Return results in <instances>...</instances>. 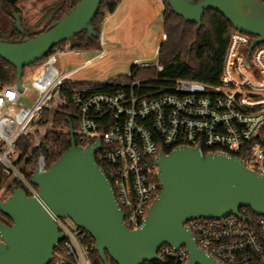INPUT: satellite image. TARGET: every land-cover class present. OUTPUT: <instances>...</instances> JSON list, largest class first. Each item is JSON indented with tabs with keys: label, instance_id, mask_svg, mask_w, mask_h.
Returning <instances> with one entry per match:
<instances>
[{
	"label": "built area",
	"instance_id": "2783aa9c",
	"mask_svg": "<svg viewBox=\"0 0 264 264\" xmlns=\"http://www.w3.org/2000/svg\"><path fill=\"white\" fill-rule=\"evenodd\" d=\"M251 41V35L237 29L233 32L218 86L178 80L171 92L155 89L143 93L141 81H131L128 89L115 92H89L86 88L75 92L77 145L100 144L94 155L112 184L128 228L142 224L161 191L156 164L161 152L169 155L185 147L200 148L204 154L226 153L264 175V44L250 53ZM247 47L250 59L243 53ZM64 53L46 56L30 77L22 79L23 90L16 84L0 88V170L33 197H38V187L23 171L18 142L33 133V123L55 101L64 84L85 83L72 77L92 62L62 70L58 60ZM156 56V61L139 60L135 66L162 71L158 52ZM126 77H132V72ZM25 81H32L37 92H30ZM26 95L30 104L19 105ZM39 144L37 138L35 146ZM48 168L45 157L40 156L36 169L43 173ZM240 212L246 220L230 215L197 218L186 225L198 246L219 264H264V215L252 219L245 209ZM54 221L63 238L49 264H92L91 235L69 218L54 216ZM166 256L175 257L178 264L189 259L186 247L175 250L164 246L159 257Z\"/></svg>",
	"mask_w": 264,
	"mask_h": 264
},
{
	"label": "water",
	"instance_id": "95a60500",
	"mask_svg": "<svg viewBox=\"0 0 264 264\" xmlns=\"http://www.w3.org/2000/svg\"><path fill=\"white\" fill-rule=\"evenodd\" d=\"M16 5L19 0H7ZM172 11L202 26L204 11L215 10L235 29L255 36L249 52L264 44V2L260 0H167ZM102 0H79L76 6L45 32L19 42L0 40V58L17 69L16 86L23 90L24 69L43 60L58 44L75 34L96 33L91 24ZM22 31L19 16L12 13ZM71 147L46 172L37 169L31 182L38 197L13 188L0 202V211L11 220L0 221V264H49L63 238L54 216L69 218L86 230L104 264L107 254L116 264H143L159 261L164 246L186 247V264H219L204 252L187 227L197 218H225L249 207L264 215V175L248 169L243 161L226 153H208L200 148H178L169 155L161 152V191L137 229L124 222L111 182L97 163L94 151L100 147L78 146L71 127Z\"/></svg>",
	"mask_w": 264,
	"mask_h": 264
},
{
	"label": "trees",
	"instance_id": "16d2710c",
	"mask_svg": "<svg viewBox=\"0 0 264 264\" xmlns=\"http://www.w3.org/2000/svg\"><path fill=\"white\" fill-rule=\"evenodd\" d=\"M123 0H102L100 9L91 24L96 33L89 36L87 31L75 34L70 40L55 46L50 53L63 52H85L99 54L103 47L101 34L107 18L115 12ZM264 2V0H260ZM79 2V0H54L41 8V18L37 25L43 24L40 30L30 27L22 11L9 3L0 0V40L8 42H19L35 37L66 16ZM163 11V32L166 39L162 41L158 49V64L163 67L158 71L156 67L138 69L132 66V77L119 76L103 84L90 83H67L64 84L58 96L60 102H54L46 108L33 123L34 131L29 133L18 142L21 150L20 162H24L23 171L31 179L37 167L38 158L44 156L47 166L56 162L65 151L71 147V127L77 131V109L73 105V96L79 89L86 88L89 92H115L120 89H128L127 83L141 81L140 91L160 89L171 92L178 80L199 81L208 86H218L224 69L225 58L231 35L236 29L222 14L215 10L204 11L202 26L187 22L183 17L174 13L167 0H161ZM12 13L19 16L22 31L17 27ZM251 35V40H255ZM251 41V43H252ZM245 57L250 59L248 47L243 50ZM43 60L31 64L24 69L37 68ZM17 80V69L0 58V88L15 85ZM76 134V133H75ZM39 138V146L35 142ZM77 139V138H76ZM78 143V139L76 140ZM168 152V150H165ZM13 188L21 189L22 186L15 180L8 178L3 170H0V202L6 201L11 195ZM245 209V215L249 218H257L249 207ZM0 221L7 224L11 220L0 211ZM88 243L92 246V264H104L95 249V241L89 236ZM57 247L56 250H58ZM107 254L109 264H116ZM143 264H178L173 256H166L159 261L145 262Z\"/></svg>",
	"mask_w": 264,
	"mask_h": 264
},
{
	"label": "rangeland",
	"instance_id": "374dc122",
	"mask_svg": "<svg viewBox=\"0 0 264 264\" xmlns=\"http://www.w3.org/2000/svg\"><path fill=\"white\" fill-rule=\"evenodd\" d=\"M52 1L54 0H19L16 5L22 11L26 24L40 30L43 24L37 25V23L41 18V8ZM157 1L159 2L158 5L153 3L155 0L134 3L128 9V17L124 20H116V18V22L112 26L109 25L108 19L104 30H102L101 42L103 40L107 44L111 41L107 36L109 32L115 34L116 41L112 46L110 45L111 47L106 45L105 48L108 52L76 73L72 80L90 84H103L115 77L129 75L132 66L136 63L135 59L139 57H149L152 61H156L155 50L165 40L163 39L162 17L164 7H162L161 0ZM108 25L109 29L106 30ZM120 34L125 35V38L122 39ZM83 53L85 52L75 51V54H71L69 51L65 52L59 56L58 67L71 70L95 55L93 53H87L89 55ZM34 70L36 69L33 67L27 68L26 77H30ZM24 84L30 92H37L32 81H25ZM59 102L60 99L57 95L54 104ZM18 104L28 106L30 104L29 97L27 95L22 97ZM32 130L34 131L33 127Z\"/></svg>",
	"mask_w": 264,
	"mask_h": 264
},
{
	"label": "crops",
	"instance_id": "0c3cea01",
	"mask_svg": "<svg viewBox=\"0 0 264 264\" xmlns=\"http://www.w3.org/2000/svg\"><path fill=\"white\" fill-rule=\"evenodd\" d=\"M144 2V1H146V0H123L121 3H120V5L117 7V9L115 10V12L113 13V14H111L108 18H107V20L109 19V25H113V24H115V22H116V20H120V19H122V20H124L125 18H127L128 17V15H129V11H128V9H129V7L131 6V5H133L134 3H136V2ZM153 3H155V4H157L158 5V1L157 0H155V2H153ZM163 7V6H162ZM117 18V19H116ZM116 19V20H115ZM106 20V21H107ZM108 22V21H107ZM107 22H105L106 24H107ZM109 25H108V27L106 28V30H108L109 29ZM104 26H105V24H104ZM103 30H104V27H103ZM114 33H110L109 32V34H107V36L110 38V42H108L107 44H105L104 43V41L102 40V47H103V50H102V52L101 53H99V54H95L94 56H92V57H89L88 59H86V61H88V60H92V62L95 60V59H97L98 58V56H100V55H104V54H106L108 51H107V49L105 48V46L106 45H113V43L116 41V39L114 38ZM123 34H120V37L122 38V39H124L125 38V35L124 36H122ZM110 46V47H111ZM159 46L160 45H158L157 46V48H156V50H155V54L158 52V49H159ZM70 52V51H69ZM71 54H75V51H73V52H71ZM83 54H85V55H89V54H87V53H83ZM139 60H151L149 57H139V58H137V59H135V62L136 61H139ZM62 70H66V69H64V68H62Z\"/></svg>",
	"mask_w": 264,
	"mask_h": 264
},
{
	"label": "bare ground",
	"instance_id": "6f19581e",
	"mask_svg": "<svg viewBox=\"0 0 264 264\" xmlns=\"http://www.w3.org/2000/svg\"><path fill=\"white\" fill-rule=\"evenodd\" d=\"M148 6V5H147ZM149 7V6H148ZM148 12V11H147ZM149 13V12H148Z\"/></svg>",
	"mask_w": 264,
	"mask_h": 264
}]
</instances>
